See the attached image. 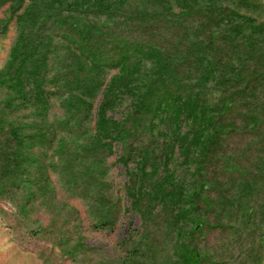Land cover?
<instances>
[{"label":"trees","instance_id":"obj_1","mask_svg":"<svg viewBox=\"0 0 264 264\" xmlns=\"http://www.w3.org/2000/svg\"><path fill=\"white\" fill-rule=\"evenodd\" d=\"M5 4L16 18L17 39L0 68V197L17 194L22 208L38 199L48 203L53 186L44 155L63 139L61 132L76 129L78 115L89 116L99 93L94 130L80 145L87 168L94 150L110 152L112 141L145 116L170 138L164 173L157 176L154 159L146 169L144 150L124 185L128 209L143 226L127 231L114 264H262L264 3L0 0ZM54 27L67 45L56 118L49 116L45 86ZM103 69L114 71L106 83L98 76ZM121 96L129 103L123 122L107 113ZM244 134L253 149L246 162L244 152L225 150L229 139ZM174 144L191 169L187 181L165 166ZM104 206L99 228L113 224L117 210ZM212 232L218 238L211 240Z\"/></svg>","mask_w":264,"mask_h":264},{"label":"rangeland","instance_id":"obj_2","mask_svg":"<svg viewBox=\"0 0 264 264\" xmlns=\"http://www.w3.org/2000/svg\"><path fill=\"white\" fill-rule=\"evenodd\" d=\"M261 2L264 3V0ZM8 16L9 5L5 4L0 7V68L7 61L10 48L17 39L16 18ZM7 19L8 22L4 23ZM56 32L59 34L57 28L46 67L48 77L45 85L51 92L49 116L55 118L62 113L59 103L61 89L57 87V82H63L59 71L66 69L67 54V45L60 42ZM113 73L103 69L97 75L106 83ZM100 98L98 93L92 101L93 109L89 116L78 115L76 129L72 133L61 132L63 139H59V144L44 155L46 164L50 165L49 181L53 186V189L46 190L48 203L38 199L22 208L17 194H12L11 198L0 197V264H114L122 252L120 244L124 242L127 231L143 226L139 213L128 209L130 199L124 185L140 164L144 150L150 158L146 169L155 161L157 176L164 173V148L170 141L166 136L168 130L163 131L162 126L153 128L150 118L145 116L141 126L126 131L124 138L112 141L110 152L99 147L94 150L93 168H87L90 161L85 159L82 162L79 158L82 155L80 145L94 130ZM128 105V98L121 96L119 105L107 113L123 122L122 116ZM26 114L28 112L24 111L18 116L23 120ZM229 142L225 150L234 156L237 153L239 157L244 152L242 161L246 162L245 153L253 150L249 149L248 134L235 137L234 142L229 139ZM60 143L66 145L62 150ZM172 150L165 166L173 171L176 178L189 180L191 169L182 164L177 144L172 146ZM95 185L101 186L98 191ZM103 203L108 207L116 204L117 210L111 213L113 224L99 228L95 224L100 219ZM218 236L214 232L209 234L211 240Z\"/></svg>","mask_w":264,"mask_h":264}]
</instances>
